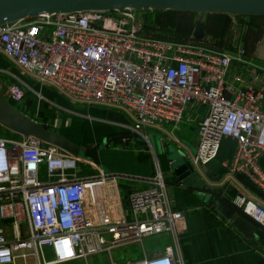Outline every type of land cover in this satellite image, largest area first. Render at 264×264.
<instances>
[{"label": "built area", "instance_id": "1", "mask_svg": "<svg viewBox=\"0 0 264 264\" xmlns=\"http://www.w3.org/2000/svg\"><path fill=\"white\" fill-rule=\"evenodd\" d=\"M141 12L85 10L0 24V53L71 101L124 110L131 117L125 128L145 143L148 128H176L188 106L202 107L190 164H209L221 140L230 139L232 158L221 167L229 175H245L264 194V170L258 164L264 155V67L253 65L242 49L228 55L145 36ZM1 87L7 100L23 98L17 83ZM75 162L31 138L0 139V224L10 220L9 231L0 226V264H27L28 258L31 264L86 262L146 237L168 234L175 240L181 214L169 209L159 173L151 187L128 196L130 211L143 220L125 223L111 221L97 207L87 213L88 192L106 177H68L65 171L74 170ZM40 166L53 181H38ZM231 205L264 231V207L243 197ZM128 264L184 263L167 247L161 256Z\"/></svg>", "mask_w": 264, "mask_h": 264}, {"label": "crops", "instance_id": "2", "mask_svg": "<svg viewBox=\"0 0 264 264\" xmlns=\"http://www.w3.org/2000/svg\"><path fill=\"white\" fill-rule=\"evenodd\" d=\"M214 15L226 16L234 25L235 16ZM237 29L239 34L236 46L233 47L232 39L229 49H224L221 53L233 55L236 50L242 49L253 65L264 67V22L257 29L251 25L248 27V24L245 27L239 24ZM12 83L20 85L24 91L23 98L18 102L19 108H16L22 115L54 132L76 147L78 153L83 154L89 149L92 152L94 149L95 161L89 157H74L76 162L89 167L86 175L79 171L81 177H77L76 172L67 171L68 177L72 175L77 179L97 180L99 176L106 177L104 183L95 186L87 194L88 214L93 213L97 207L104 210L111 221H142L143 216L134 215L130 211L128 196L151 187L150 180L155 173H159L164 182L169 209L181 214L175 240L166 234L169 244L166 243L160 249H145L140 240L118 245L86 262L73 261L67 264L137 263L161 256L167 247H171L184 264H264V231L255 226L252 235L245 237L228 221L220 218L207 203L212 197L213 201L223 203L236 213L231 201L236 197H243L264 207V194L245 175H229L221 167V163L229 162L232 158V140H221L212 162L204 166H193L198 181L203 185L202 190L181 185L172 175L170 166L173 163L178 162L181 157L190 163L193 158L197 141L196 127L204 114L201 107L188 106L176 128L170 125L153 128V144H150L148 136L145 143L125 128L131 124V117L124 110L71 101L50 87L39 85L32 76L0 53V85ZM4 89L1 87L0 92L6 99ZM42 105L44 108H41ZM0 129L8 132L1 127ZM10 135L18 136L12 133ZM0 139L21 141L20 137L18 140ZM102 142H105L104 148L99 150ZM258 164L264 170V155ZM51 181L53 180L47 179L41 169L40 183L47 184ZM8 220L5 219L0 226L7 227L10 223ZM22 225L26 233L24 219ZM103 238L109 240L108 235ZM132 246H138L140 254L130 253L128 248ZM42 254L49 256L48 250H44Z\"/></svg>", "mask_w": 264, "mask_h": 264}, {"label": "water", "instance_id": "3", "mask_svg": "<svg viewBox=\"0 0 264 264\" xmlns=\"http://www.w3.org/2000/svg\"><path fill=\"white\" fill-rule=\"evenodd\" d=\"M176 10L180 12L214 13L229 16H264V0H0V24L34 17L39 14H56L80 12L85 10ZM239 29L233 34V47L236 46ZM194 39L203 37V24L194 23ZM0 127L18 135L21 139L31 138L41 144L50 145L60 152L76 157L78 149L54 132L42 125L31 121L11 106L0 92ZM94 149L87 150L83 157L94 158ZM172 175L185 186L202 190L203 185L198 181L193 166L183 157L170 166ZM208 205L228 221L239 233L250 237L255 226L247 219L236 214L223 203L208 200ZM9 221V220H8Z\"/></svg>", "mask_w": 264, "mask_h": 264}, {"label": "rangeland", "instance_id": "4", "mask_svg": "<svg viewBox=\"0 0 264 264\" xmlns=\"http://www.w3.org/2000/svg\"><path fill=\"white\" fill-rule=\"evenodd\" d=\"M144 15V21L150 22V24L154 27V30L156 31V36L154 38H159L163 40H168L172 42H176L182 45H194L198 47H202L211 51L215 52H222L224 49H229L232 42V37L234 34V31L238 28V25H243L244 27L248 25L258 28V25L260 23L264 22V16H235L233 17V23L231 24V21L226 16H217L214 14H208V13H197V12H180L176 10H142L141 12ZM228 16V15H227ZM263 18V19H261ZM196 21H200L202 24H204L203 27V37L201 39H194L193 37V30H194V23ZM241 27V26H240ZM161 29H169L173 30L180 35L179 38H167L165 35L166 32L161 31ZM144 31V30H143ZM150 33V32H149ZM145 36H150V34H144ZM181 35H186L187 37H181ZM258 36V35H257ZM55 91V90H54ZM14 108L18 109L19 105L18 103H12ZM41 108H44L42 105ZM201 109H203L201 107ZM204 110V109H203ZM153 128H148L145 131L146 136H148V141L150 144H153V136L152 133ZM0 137L3 138H12L14 140H18V136H12L9 132H5L0 129ZM230 140V139H229ZM104 143L102 142V146L99 145V150L104 148ZM82 158L83 154L82 152H79L76 155V158ZM41 169L46 177L45 170L43 166L39 167L38 172V181L40 182V175H41ZM68 172H76L75 176L81 177L78 172L86 175L89 171V167L86 165H83L82 163L76 162L74 170L70 169L67 170ZM67 171H65V174L67 175ZM72 177V175L70 176ZM84 178V177H83ZM129 221V220H128ZM8 231L9 227L7 226ZM21 234H25L24 226L21 227ZM149 238V239H148ZM141 241L142 245L145 249L152 248V247H158L159 249L166 245V243L169 244V238L166 234H160L158 236H151L143 238ZM167 241V242H166ZM128 251L132 254H138L139 253V247L138 246H132L128 248ZM140 254V253H139ZM45 260H49L50 257L48 254L44 255ZM27 264L33 263V259L28 258L26 259ZM18 264V263H17Z\"/></svg>", "mask_w": 264, "mask_h": 264}, {"label": "trees", "instance_id": "5", "mask_svg": "<svg viewBox=\"0 0 264 264\" xmlns=\"http://www.w3.org/2000/svg\"><path fill=\"white\" fill-rule=\"evenodd\" d=\"M248 27H250V25H248ZM156 31L157 30H154V27L150 24V22H146V21H144V31H143V34H146V32H147V34H150L151 36H156ZM161 31H163V32H166L167 34L165 35L167 38H169L170 39V37H172V38H179L180 37V35H178V33L177 32H175V31H173V30H169V29H161ZM150 32V33H149ZM181 37H187L186 35H181ZM7 102L11 105V106H13L12 105V103L13 102H11V101H9V100H7ZM14 107V106H13ZM238 214V213H237Z\"/></svg>", "mask_w": 264, "mask_h": 264}, {"label": "flooded vegetation", "instance_id": "6", "mask_svg": "<svg viewBox=\"0 0 264 264\" xmlns=\"http://www.w3.org/2000/svg\"><path fill=\"white\" fill-rule=\"evenodd\" d=\"M21 114H22V112H21Z\"/></svg>", "mask_w": 264, "mask_h": 264}]
</instances>
